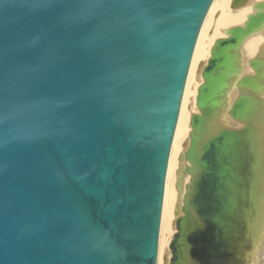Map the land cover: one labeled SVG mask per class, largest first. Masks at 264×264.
Returning <instances> with one entry per match:
<instances>
[{
  "label": "water",
  "instance_id": "water-1",
  "mask_svg": "<svg viewBox=\"0 0 264 264\" xmlns=\"http://www.w3.org/2000/svg\"><path fill=\"white\" fill-rule=\"evenodd\" d=\"M213 1L0 0V264H157L171 146ZM263 30L264 1L210 49L178 156L169 264H254L261 249L264 43L253 74L241 48Z\"/></svg>",
  "mask_w": 264,
  "mask_h": 264
},
{
  "label": "bare ground",
  "instance_id": "bare-ground-1",
  "mask_svg": "<svg viewBox=\"0 0 264 264\" xmlns=\"http://www.w3.org/2000/svg\"><path fill=\"white\" fill-rule=\"evenodd\" d=\"M233 0H214L202 24L200 33L197 38L191 64L185 84L179 117L171 146L167 174L165 180V189L163 197V206L161 213L158 255L157 264H169L171 253L169 249L170 242L176 232L174 221L176 219L175 207L180 202V197L177 198L174 189H171L170 183L173 177L176 179V171L179 168L177 157L183 153L188 145V134L190 132V117L192 114H197L196 95L197 89L202 83L201 73L209 58L210 49L214 42L225 37V30L230 27L242 25L247 18V15L252 13V6L255 3L263 2L264 0H249L243 6L237 9H232L230 4ZM264 43V30L248 37L241 48V58L244 74H253V71L248 67L247 63L260 53L261 45ZM261 55L264 56V49L261 50ZM237 96L234 89L229 98L232 101ZM183 141H187L183 145ZM188 181L186 178L185 183ZM264 239L262 242L263 247ZM260 252L256 258L260 257Z\"/></svg>",
  "mask_w": 264,
  "mask_h": 264
},
{
  "label": "rangeland",
  "instance_id": "rangeland-1",
  "mask_svg": "<svg viewBox=\"0 0 264 264\" xmlns=\"http://www.w3.org/2000/svg\"><path fill=\"white\" fill-rule=\"evenodd\" d=\"M186 142H187V141H183V145H184V146L186 145ZM177 159H178V157H177ZM178 163H179V162H178ZM174 178H175V177L172 178L171 183H170V186H171V189H174V192L176 193L177 198H179V196H178V194H177V192H176V189H175V182H176V179H175V182H174ZM254 264H264V244H263V247H261L260 257H259L258 259L256 258Z\"/></svg>",
  "mask_w": 264,
  "mask_h": 264
}]
</instances>
